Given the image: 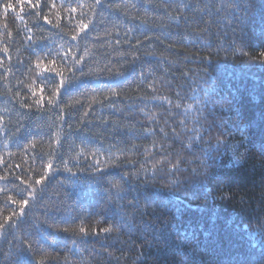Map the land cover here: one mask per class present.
Instances as JSON below:
<instances>
[{
    "label": "trees",
    "instance_id": "trees-1",
    "mask_svg": "<svg viewBox=\"0 0 264 264\" xmlns=\"http://www.w3.org/2000/svg\"><path fill=\"white\" fill-rule=\"evenodd\" d=\"M262 52L264 0H0V264H264ZM78 60L99 79L48 103L44 65ZM177 159L180 184L152 180Z\"/></svg>",
    "mask_w": 264,
    "mask_h": 264
},
{
    "label": "snow or ice",
    "instance_id": "snow-or-ice-1",
    "mask_svg": "<svg viewBox=\"0 0 264 264\" xmlns=\"http://www.w3.org/2000/svg\"><path fill=\"white\" fill-rule=\"evenodd\" d=\"M100 2H101V0H96L97 4H99ZM33 7H35V6H33ZM9 9H13V5L12 4H6L5 5L4 11L7 12ZM70 11H75V9H70ZM21 19H23V17H21ZM43 19L46 22L51 23V21L48 20L47 16H44ZM90 22L91 21H89V23ZM89 23H85L83 20L78 21L77 22V24H78L77 35H78L79 32H83L85 29H87L89 27ZM54 26L58 27V25H54ZM76 38H77L76 35L72 36L73 40H76ZM233 51H235V48H233ZM260 55L264 56V52L260 53ZM61 59H62V61L63 60H68L69 59L68 53H65L64 56ZM51 63L55 64V61L53 60V61H51ZM81 64H82V60H78V61H76L75 66L66 65L67 70L70 73H72L71 79H69L68 77H65L63 72H56V70L54 68L49 69L46 65H44V69H45L46 72H53L57 76L60 77V80H59L58 84H56V86L53 88L52 96H50L48 98V101H47L48 103H50V104H57L58 103L57 102V97L59 96V94L61 92V89L64 90V94L65 95H68L69 93H71L72 91L75 90V82H76L77 79H79L75 75L76 72H79L80 77L95 76L97 79H99L98 74L96 72H93L91 69H89L88 72H85L84 68L80 67ZM41 66L42 65L40 63H37V67L38 68L41 67ZM108 72H109L110 75H112V70L111 69H108ZM99 86L107 88L108 92L112 96H116L117 95V92H116L115 88H112L109 85L103 84V83L101 85H99ZM40 91L43 92V89H40ZM33 95H36V93L33 92ZM43 100H44V97L40 96L38 99H36L35 103L37 105H39V104H41L43 102ZM79 102L80 101L77 99L76 103H79ZM24 106L31 107V105H24ZM87 114L88 113L86 111L84 113V115H87ZM202 139H203V136L200 135V134H196L193 137V140L195 142H199ZM57 143L59 144L60 141L57 140ZM220 144H221V141L218 139L217 140V150L219 149ZM32 147L34 148L35 145H32ZM188 147L191 148L192 145L189 144ZM93 155H95V153H93ZM205 156H206V159L199 161L198 164H199V167H202L205 170V172H206L207 169L210 167V165L208 164L207 161L212 159V154L206 152ZM95 163H96L95 171L100 173V176L103 178L104 177V170L98 167V165L100 163L99 160H97ZM167 163L170 165V168H168L167 171H165L164 168L156 169L154 167L152 169V172H153L152 180L157 179V172H162L163 173V176L161 177L162 179L168 180L171 184H177V185L180 184V182H181L180 181V174L185 170L181 166L180 159H177L175 162L168 161ZM17 167H19V165H17ZM47 169H48V171L43 172L40 175L39 179H36L34 181H26L25 182V183H27V188L24 190V194L23 195H26V196L34 198V196H35V187H34V185L43 184L44 181L48 178L49 172H51L53 170V163H52L51 159H49V161L47 162ZM65 170L71 171V169H68L67 167L65 168ZM192 171L196 175L200 174L197 168H193ZM128 175H130V174L121 175L119 180H109L108 181L109 187H108L107 191L109 193H111L112 190L115 189L118 194L121 193V192H124V190H125L124 189V185L129 182V180L127 179ZM133 178L135 180H137V181L140 180V177H139L138 173H136ZM142 183H144V184L150 183V180L147 177V175L145 176V178L142 181ZM120 198L123 199L124 197H120ZM9 200L11 201V203L19 205V214L15 210H13L11 215L8 216L7 219L11 220L13 217H18V216L24 215V209H25L26 206H28L29 199L28 198H22L21 200H15V199H12V197H9ZM128 206L131 207V208H138V205L133 203L132 201H128ZM2 229H4V224L0 223V230H2ZM114 229H115V226H109V227H104L102 229L94 230L92 232H89L86 228L81 227V228H79V233L81 234L82 237H88V236L96 237V236H99L101 234V232H103L105 234H111L114 231ZM57 231H60V229H57ZM63 231L67 232V231H69V229L68 228H64ZM37 243H38V241H37ZM52 243H55V240H53ZM22 244H23V241H22ZM28 247L30 248L31 245L29 244Z\"/></svg>",
    "mask_w": 264,
    "mask_h": 264
}]
</instances>
